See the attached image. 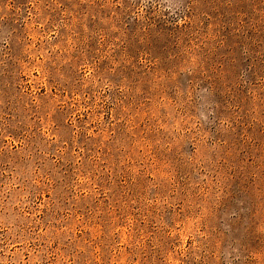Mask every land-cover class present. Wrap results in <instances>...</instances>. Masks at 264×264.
Segmentation results:
<instances>
[{
	"label": "rangeland",
	"instance_id": "374dc122",
	"mask_svg": "<svg viewBox=\"0 0 264 264\" xmlns=\"http://www.w3.org/2000/svg\"><path fill=\"white\" fill-rule=\"evenodd\" d=\"M0 264H264V0H0Z\"/></svg>",
	"mask_w": 264,
	"mask_h": 264
}]
</instances>
